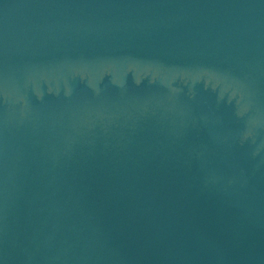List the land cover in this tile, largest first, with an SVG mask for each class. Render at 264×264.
Listing matches in <instances>:
<instances>
[{
    "label": "water",
    "instance_id": "water-1",
    "mask_svg": "<svg viewBox=\"0 0 264 264\" xmlns=\"http://www.w3.org/2000/svg\"><path fill=\"white\" fill-rule=\"evenodd\" d=\"M0 264H264V0H0Z\"/></svg>",
    "mask_w": 264,
    "mask_h": 264
}]
</instances>
